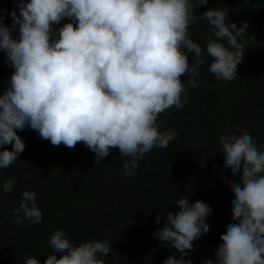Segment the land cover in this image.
Masks as SVG:
<instances>
[{"label": "clouds", "instance_id": "obj_1", "mask_svg": "<svg viewBox=\"0 0 264 264\" xmlns=\"http://www.w3.org/2000/svg\"><path fill=\"white\" fill-rule=\"evenodd\" d=\"M18 8L0 7V52L12 69L0 90V169L9 168L24 151L18 131L31 129L53 146L83 143L95 153V165L118 149L125 177L136 175L138 163L153 148L166 149L178 138L161 130L159 116L187 102L182 76L196 87V77L210 58L208 71L221 81L237 77L249 28L228 18L223 8L195 9L208 0H13ZM11 26L5 23V13ZM206 20L212 36L206 47L190 38L194 22ZM58 26V27H57ZM247 38V39H246ZM191 54L192 61L188 56ZM233 199L232 223L220 233L213 257L201 264H264V150L247 131L219 138ZM11 146V150L4 147ZM214 168L216 165L213 166ZM15 179L0 184L11 192ZM175 209L156 214L163 224L153 232L175 252L163 264H192L193 242L210 231L212 213L203 200L182 196ZM10 222H42L34 191L23 190ZM52 249L41 262L29 256L24 264H104L111 243L67 238L64 229L50 235Z\"/></svg>", "mask_w": 264, "mask_h": 264}, {"label": "trees", "instance_id": "obj_2", "mask_svg": "<svg viewBox=\"0 0 264 264\" xmlns=\"http://www.w3.org/2000/svg\"><path fill=\"white\" fill-rule=\"evenodd\" d=\"M0 7L17 8L13 0H0ZM223 8L237 26L247 21L249 28L242 62L232 81L217 80L209 71L210 58L196 77L197 85L182 76L187 102L182 109L171 108L159 116L161 130L173 129L178 138L166 149L153 148L139 161L136 175L125 177L121 157L112 149L95 165V153L83 143L73 148L53 146L34 130L18 131L26 147L9 168L0 169V184L8 178L16 183L11 192L0 191V264H24L29 256L43 262L52 252L48 241L53 231L64 229L76 244L85 240H107L112 250L100 256L104 264H163L175 252L153 238L156 214L175 209V201L187 196L208 203L212 213L206 222L210 231L193 242L192 264L213 257L220 233L232 223L233 199L227 179L239 182L224 168L220 136L239 129L247 131L264 150V0H208L206 8ZM18 13V8H17ZM5 23L11 17L5 13ZM58 27V26H57ZM190 38L206 47L212 36L206 20L194 22ZM189 62L192 56H188ZM12 69L0 52V90ZM11 150L10 145L4 146ZM216 165L214 168L213 166ZM34 191L43 214L42 222H10V210L19 207L21 192Z\"/></svg>", "mask_w": 264, "mask_h": 264}]
</instances>
